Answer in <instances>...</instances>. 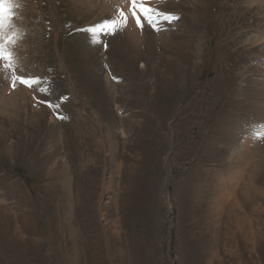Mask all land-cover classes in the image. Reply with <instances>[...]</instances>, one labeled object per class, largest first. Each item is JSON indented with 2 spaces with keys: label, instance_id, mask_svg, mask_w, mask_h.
Returning <instances> with one entry per match:
<instances>
[{
  "label": "rangeland",
  "instance_id": "rangeland-1",
  "mask_svg": "<svg viewBox=\"0 0 264 264\" xmlns=\"http://www.w3.org/2000/svg\"><path fill=\"white\" fill-rule=\"evenodd\" d=\"M138 4L5 0L0 264H264V0Z\"/></svg>",
  "mask_w": 264,
  "mask_h": 264
},
{
  "label": "bare ground",
  "instance_id": "bare-ground-1",
  "mask_svg": "<svg viewBox=\"0 0 264 264\" xmlns=\"http://www.w3.org/2000/svg\"><path fill=\"white\" fill-rule=\"evenodd\" d=\"M126 10V9H125ZM141 16V14L138 16V17H140ZM125 21H127V20H125ZM133 21V20H132ZM126 28H128L127 29V31H128V33H129V36L131 37V39L132 40H130V42L133 44V48L135 49V51L137 50H139V48H137V45L139 44V42L137 41V36L139 35V33L141 32H139V30L138 29H140L141 28V30H142V32L144 31V29H143V27H126ZM153 32V31H152ZM163 32L162 31H159L158 32V34H162ZM157 34V35H158ZM164 34V33H163ZM162 34V35H163ZM155 35V34H154ZM159 36H161V35H159ZM163 37V36H162ZM130 39V38H129ZM141 39H142V36H141ZM141 42V41H140ZM118 85V84H117ZM116 92V91H115ZM115 92H114V95H115ZM120 107H118V109H119ZM120 110V109H119ZM120 112V111H119ZM117 126H119V125H117ZM119 128V127H118ZM120 128H122V127H120ZM116 129H117V127H116ZM118 131V130H117ZM110 132V131H109ZM111 132H113L112 130H111ZM124 132V131H123ZM112 134V133H111ZM123 134V133H122ZM112 137H113V135H112ZM117 137V136H116ZM116 137H115V139H116ZM111 140V139H110ZM121 140H122V138H121ZM122 142V141H121ZM113 144V143H112ZM120 145V144H119ZM124 150V149H123ZM247 154L246 155H249L250 154V152H252V151H250V149L248 148L247 149ZM124 152H125V150H124ZM251 155H249V157H250ZM262 163V162H261ZM249 166V162L247 163V165L245 166V168L247 169V167ZM262 166V165H261ZM231 169H232V167H231ZM236 170H230V172H228V170H227V172H228V174H231L230 175V177L232 178V180H231V182H230V184H231V187H227V184H224V183H222V184H224V186H225V188H223L222 190H224V192H223V195H222V204L221 205H224V204H226L227 203V205H228V213H229V219H230V221H231V223H232V227H230L231 228V238L233 239V244L232 245H234V237H235V235L236 234H245V235H247L248 234V232H249V229H248V227L246 226V225H248V223L249 224H252L253 222H252V219L253 218H251L252 217V215H254V216H256V214L255 213H249V212H247L246 210H243L244 209V207H242V206H244V205H242V201H241V196H239L240 194L237 192V187H238V185H239V188H240V184H243V186L246 184V183H248V180H244L242 177H246L245 175H244V173H242V177H240L239 176V168H235ZM245 169V170H246ZM256 169L257 170H259V172H260V169H259V167L256 165ZM247 171V170H246ZM262 172V171H261ZM236 174V175H235ZM256 175V174H255ZM217 176H218V174H217ZM228 180H229V178H227ZM226 179V180H227ZM227 180V181H228ZM252 180L250 179V182H251ZM220 184V183H219ZM248 186V185H247ZM246 186V187H247ZM249 187H252V185H250ZM222 188V187H221ZM226 189V190H225ZM242 189H245V186L244 187H242ZM248 189V188H247ZM249 190H251L250 188H249ZM247 191V190H246ZM245 191V192H246ZM244 191H242V193H243ZM263 192H264V190H262V189H260V191L259 192H256V194H258L260 197H262V194H263ZM258 196V197H259ZM245 197V196H244ZM253 198V197H252ZM259 205V204H258ZM257 205V202H256V204H255V208L256 209H253L254 210V212H258L259 210L260 211H262L263 210V207L262 206H258ZM256 210V211H255ZM218 212H216V213H218L217 214V218H220L221 217V215L223 214V212H224V208H218V210H217ZM258 214H262V213H260V212H258ZM253 216V217H254ZM228 219V220H229ZM258 220V219H257ZM226 225V224H225ZM228 226V225H227ZM229 227V226H228ZM226 229H228V228H226ZM224 234L227 236V240L224 242ZM222 242H224V245H223V248H222V251H223V249L225 250V254L223 255L224 257H223V259H222V255L220 256V259L222 260V261H224L225 260V256H227L229 259L230 258H232L233 259V261L235 260V256H233V252L229 249V247H228V243H230L231 244V242H230V238H229V236H228V233H227V230H226V232L224 231L223 232V236H222ZM234 247V246H233ZM234 250H235V248H234ZM222 251H220V253H218V251H217V253L220 255L221 254V252ZM223 253V252H222ZM215 256H216V258H219V256L217 255V254H213V255H211V258H213V259H215ZM212 259V260H213ZM212 263V262H211Z\"/></svg>",
  "mask_w": 264,
  "mask_h": 264
},
{
  "label": "snow or ice",
  "instance_id": "snow-or-ice-1",
  "mask_svg": "<svg viewBox=\"0 0 264 264\" xmlns=\"http://www.w3.org/2000/svg\"><path fill=\"white\" fill-rule=\"evenodd\" d=\"M131 3L133 7L135 8L138 4V0H131ZM5 0H0V29H3L5 25V20L6 18H10V16H6V10L4 8ZM121 17L126 20V17L123 16V13H120ZM133 15L135 16V12H133ZM178 19V18H177ZM117 23L115 20H105L103 24H97L93 28H89L86 31L88 32H96L98 29L99 30H104V29H111L114 27V25ZM137 23L139 24V19L137 18ZM7 43V40H4L3 43H0V60L4 61H10L11 59V53L7 52L5 49V44ZM9 66V65H6ZM20 79V83L22 84H28L29 81L23 79L22 77H18Z\"/></svg>",
  "mask_w": 264,
  "mask_h": 264
}]
</instances>
